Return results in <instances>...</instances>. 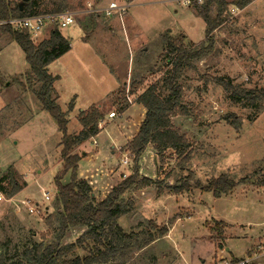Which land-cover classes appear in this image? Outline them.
Masks as SVG:
<instances>
[{
	"label": "rangeland",
	"instance_id": "374dc122",
	"mask_svg": "<svg viewBox=\"0 0 264 264\" xmlns=\"http://www.w3.org/2000/svg\"><path fill=\"white\" fill-rule=\"evenodd\" d=\"M6 1L14 6L23 4V0ZM34 1L38 12L61 9L59 13H71L77 20L75 25L61 30L71 42L72 52L48 68L59 79L55 87L60 93L62 111L68 112L71 135L79 128L77 117L83 110L102 106L100 111L106 116L112 111L119 115L118 109L127 101V93L133 102L147 87L162 82L169 69L162 55L166 37H184L188 48L206 47L203 12L211 22L219 19L212 35L213 50L195 64L196 69L186 71L182 79L184 102L190 115L175 119L174 124L191 142L190 161L181 162L170 151L162 161L150 147L139 165L141 178L151 179L153 184L125 196L134 208L118 224L126 233L131 230L136 235L130 244L127 264H264V106L255 110L236 100L242 90L264 88V0H251L244 7H239L237 1L224 0L227 7L220 17L219 6L206 7V1L187 7L181 0H149L147 6L133 7L128 16L137 25L135 42L128 41L130 36L121 20L112 17L115 35L108 39L95 34L88 46L81 38L85 32L89 35L95 25L94 8L109 7L112 1L121 5L123 0ZM142 1L137 0L134 5ZM86 19L88 24L84 23ZM109 19L101 15L100 20L105 23ZM49 35L50 31L45 32L34 42L39 43ZM146 43L149 55L140 49ZM95 49L100 51L106 68L95 66L92 53ZM82 57L87 59L81 64L75 62ZM29 75L30 67L21 47L0 28V170L14 165L21 176H18L20 183L24 175L30 185L23 198L32 201L33 207L55 211L58 204L54 178L63 169L60 162L63 135L56 120L42 109L35 93L26 88ZM141 79L145 81L142 89L135 90L134 84ZM114 88L115 92L111 90ZM95 95L97 99H90ZM71 103L74 106L69 111ZM139 107L124 111L117 123L106 117L109 126L98 138L97 146L89 141L77 150L81 154L87 148L91 156L81 163L80 175L89 178L98 200L106 198L120 183L122 173L130 174L135 167L132 160L128 167L122 165L126 146L112 150L110 144L103 147L101 142L106 133L122 142L130 138L139 122L140 115L135 113ZM97 151L100 154L96 155ZM38 172L43 176L36 183ZM221 176L239 184L233 194L217 198L213 192L202 190ZM70 180L68 173L63 183ZM171 185H187L190 189L178 196H156L158 187L167 191ZM43 192L52 194L51 201L44 199ZM4 205L5 201L0 202V217L6 213ZM29 215L30 221L37 222L33 228L22 229L14 213L4 220L0 218V257L17 261L27 246L42 240L44 215L40 216L43 220L40 223L38 217ZM216 223L223 225L222 246L215 239ZM164 228L168 235L165 233L148 248L139 250V244ZM82 233H74V241ZM46 237V243L50 242L51 237Z\"/></svg>",
	"mask_w": 264,
	"mask_h": 264
},
{
	"label": "trees",
	"instance_id": "16d2710c",
	"mask_svg": "<svg viewBox=\"0 0 264 264\" xmlns=\"http://www.w3.org/2000/svg\"><path fill=\"white\" fill-rule=\"evenodd\" d=\"M250 1L240 0L236 4L244 7ZM205 3L206 7L217 4L219 17L227 7L224 0H206ZM37 9L38 4L34 0L26 2L22 10L19 5L14 6L9 1L0 0V20L62 12L61 9L51 12H38ZM205 14L203 12L207 25L206 47L191 45L188 48L184 37L165 38V51L162 55L169 67L166 75L162 82L147 87L133 101L141 104L146 110L138 133L126 145V153L130 154V160L135 163V167L102 200L96 199L89 183L78 177V165L83 154H79L77 150L99 134L104 114L95 106L81 112L78 116L81 131L78 134H69L68 112H63L58 104L59 95L55 89L58 77L52 76L48 69L53 62L71 50L70 42L58 29L51 31L47 39L35 43L27 33L12 31L8 27L1 28L4 33L10 34L25 54L30 67L26 88L30 87L35 93L42 109L56 120L63 135L60 155L63 169L54 178L58 208L53 214L45 217L47 232L42 235V240L34 241L27 246L17 261L11 262L5 256L0 257V264H127L132 250L130 244L136 235L134 232L126 233L118 224V220L128 215L134 208L132 201L125 199V196L133 190L141 191L153 184L151 179L141 178L139 165L141 158L152 147L162 161L166 159L165 155L169 151L181 162L190 161L191 142L175 126L174 120L190 115L188 105L184 102L182 85L186 71L196 69L195 64L207 57L214 47L212 35L219 25V19L211 22ZM217 81L224 84L221 79ZM142 84L143 82L134 84V89H139ZM229 87L230 84L227 85V88ZM240 93L242 94H235L239 96L237 102L244 101L255 110L264 106V88L249 92L242 90ZM73 106L74 103H71L69 111ZM129 106L130 103L125 101L118 110L123 112ZM68 173L71 174V180L64 184L63 180ZM238 186L237 182L221 176L206 187H202V190L213 192L215 197L220 198L233 194ZM24 187L25 183H20L12 167L0 175V191L7 198L15 196ZM189 189L187 185H171L167 187V191L158 187L157 194L182 195ZM154 228L158 229L155 226ZM76 230L83 233L76 241L67 243V239ZM214 230L217 234L215 239L219 246H222L224 240L222 223H216ZM166 232L168 233L167 229H161L157 236L139 244L141 245L139 250L148 248ZM47 235L51 237V241L46 243Z\"/></svg>",
	"mask_w": 264,
	"mask_h": 264
},
{
	"label": "crops",
	"instance_id": "0c3cea01",
	"mask_svg": "<svg viewBox=\"0 0 264 264\" xmlns=\"http://www.w3.org/2000/svg\"><path fill=\"white\" fill-rule=\"evenodd\" d=\"M130 1H132V2H130ZM10 2V1H9ZM113 2H115V1H112L111 3H113ZM124 2V3H123ZM123 2H121L120 4L121 5H119V6H126L128 3L127 2H130V6L126 9V11L123 13V18H124V21L121 19V17H120V15H119V13H115L113 16H106L105 14H104V10L107 8L106 6H104V7H98V8H94L95 9V11H94V13L95 14H97V17H95L96 19L94 20V21H92V23L94 22V27H92L91 26V28H90V34L88 35L87 34V32H85V35L84 36H82V38H81V40L84 42L83 44L84 45H86V46H88V45H90L91 44V38L96 34V35H100V36H105L106 38H111V37H113L114 35H115V31L112 29L113 27H114V24H115V22L114 21H112V17H114V18H119L120 20H121V22H122V27H123V29L126 27V29L125 30H127L128 31V35L130 36V38H128V41L131 43V42H135L136 41V38H138V34H137V31H136V27H137V25H136V23H135V21L133 20V19H131V20H133L134 22H130V19H129V17L128 16H130V14H131V10H132V8L133 7H135V6H140V7H142V6H147L148 4H149V0H143L142 1V3H140V4H138V5H134V4H136V3H134V2H137V0H123ZM110 3V4H111ZM116 3V2H115ZM93 12V11H92ZM86 14H87V11L85 12ZM89 14H92L93 16L95 15V14H93V13H91V11H89ZM101 15H103V16H105L106 18H110L108 21H104L105 23H103V22H101ZM77 22V20L75 19V23ZM127 22H128V24H127ZM85 24L87 23L88 24V21H87V19H86V22H84ZM124 24H125V26H124ZM75 25V24H74ZM130 25V26H129ZM86 27V25L84 26V31H87V28H85ZM103 28H105V31H103L102 29ZM124 30V31H125ZM87 34V35H86ZM127 39V38H126ZM147 41H149L148 39H147ZM147 43H149V42H147ZM147 43L146 44H142L141 45V47H140V49L142 50V51H144V55H146V53H147V55H149V48L147 47L148 45H147ZM70 46H71V50L68 52V54L70 53V52H72V50H73V47H72V44H71V42H70ZM108 49H110L111 48V46H109L108 45V47H107ZM94 49V48H93ZM82 51H83V49H82ZM86 52V51H85ZM93 62L95 63V66L96 67H101V68H106L107 66H106V64H105V62L102 60V58H101V54H100V51H98L97 49H95L93 52ZM162 54H163V51H162ZM83 59H87V57H82V58H80V59H76L75 60V62L76 63H79V64H81L82 63V61H83ZM50 73V72H49ZM52 75V74H51ZM53 76V75H52ZM58 82H59V79L57 80V85H58ZM127 82V81H126ZM140 82H145L143 79H141L138 83H140ZM138 83H136V84H138ZM126 84V83H125ZM142 86H143V84H142ZM142 86L139 88V89H136V90H141L142 89ZM55 89H56V87H55ZM116 89L117 88H114V89H111V90H113V92H115L116 91ZM58 93V95H59V101H58V104H59V102H60V93H59V91L57 92ZM141 94V93H140ZM139 94V95H140ZM76 97V96H75ZM95 97H98V95H95L94 97H91L90 99H97V98H95ZM136 105H139L140 107H139V109L137 108V111H135V113L137 114V115H140L139 116V122L137 123V125H136V127H135V131H134V133L132 134V136L130 137V138H126L125 140H124V142H122L121 140H116V139H114V138H112V137H110V135L108 134V133H106V135H107V137L105 138V139H103L102 140V142L101 143H103L104 142V144H103V147H104V145L106 144V145H108V144H110V146H111V149L112 150H115V148H119V147H124V146H126L127 145V143L128 142H130L133 138H134V136L138 133V130H139V128H140V125L142 124V122H143V120H144V118H145V115H146V110H145V108L141 105V104H138V103H135V102H132L131 103V105L128 107V108H126L124 111H126V110H129L130 108H134ZM92 107V106H91ZM91 107H89V108H91ZM100 108H102V106H99ZM87 111V110H86ZM120 112V113H118L119 115H117V117L116 118H113V119H110L109 118V114L110 113H112V112H114L115 113V111H112V112H109L108 113V115L106 116V114L105 113H103L104 114V119H103V123H105V125L103 126V128H101V130H100V132H99V134L96 136V137H94L93 139H91L90 141H93V144H95V143H97L98 144V142H97V140H98V138H102V136H103V134H104V132L106 131V127H108L109 126V123H107L106 121H105V119H106V117L108 118V120H113L114 121V123H117L118 121H116V119H118V116H119V118H122L123 117V115H124V113L125 112ZM82 112H84V110L82 111ZM117 113V112H116ZM79 116V115H78ZM77 121H78V117H77ZM138 121V120H137ZM119 126V125H118ZM78 129L75 131V133L76 134H78L80 131H81V126L79 125V123H78ZM89 142V141H88ZM119 142H120V145H119ZM97 144H95L96 146H97ZM85 145H87V143L86 144H84L83 146H81L82 148H84V146ZM105 147H108V146H105ZM88 152V149L87 148H85L81 153L83 154V157L81 158V160H80V162H79V165H78V177L79 178H81V179H83V180H85V181H87L88 183H89V185L91 186V188H92V190H93V194H94V196L96 197V193H94V189H93V187H92V185H91V183H90V180H89V178L86 176V177H83V176H81L80 175V172H81V166H82V162H85L86 160H89L90 158H91V156L87 153ZM98 154H100V152L99 151H97V153H96V155H98ZM123 154H125V153H123ZM61 162V161H60ZM12 163H15V162H12ZM60 164V163H59ZM10 167H12L13 169H14V171L16 172V174H17V176H19V177H21L20 175H18V172H17V170H16V168L14 167V165H12V164H10V166L8 167V168H6V169H4V170H0V171H2V172H5V171H7ZM42 176H43V173L42 172H38V176H37V179H34V181L36 182V183H38L41 179H42ZM22 177H23V183H25V187L18 193V194H16L15 196H13V197H11V198H6V201H5V209H6V213L2 216V217H0V218H2L3 220L8 216V214L9 213H14L16 216H17V218H18V221L20 222V225L22 226V229H24V228H33V226H35V224H37V222H35L34 220H31L30 221V213L28 214V208L26 207L25 208V206H23V205H21L23 208H25V209H23L22 207H20V206H18L19 204L18 203H20L21 201H23V200H26V198H23V195H24V193L27 191V189L30 187V185H29V183H28V181H26V179H24L25 178V176L24 175H22ZM20 181V180H19ZM68 183V182H67ZM67 183H64V184H67ZM3 195V194H2ZM156 196H159V195H156ZM160 196H162V197H169V196H173L172 194H167V193H165V194H163V195H160ZM178 196V195H177ZM11 199V200H10ZM96 199H98L97 197H96ZM8 200V201H7ZM26 201H29L31 204H33V202L32 201H30V200H26ZM2 202H4V201H2ZM38 205V204H37ZM38 210L40 211V213L39 214H32L33 216H35L36 218L38 217L39 218V222L38 223H40V222H43V220H42V217L40 218V216H43L44 215V217H47L48 215H51V214H53L54 213V210L53 209H51V208H46L45 210H42V209H40L39 207H38ZM1 214V213H0ZM39 215V216H38ZM41 220V221H40ZM1 221V220H0ZM24 227V228H23ZM1 228H2V225H1ZM79 230H76V231H73L72 232V234H71V236H70V238L69 239H67V241L68 240H70V241H68V242H74V233H77ZM47 232V228H46V226H45V224H44V230L41 232V234H44V233H46ZM130 232H131V230H130ZM129 232V233H130ZM169 232V231H168ZM36 235L39 237V233H37L36 232ZM168 235V234H167ZM162 238V237H161ZM161 238H159V239H161ZM158 239V240H159ZM158 240H156V241H158ZM155 241V242H156ZM154 242V243H155ZM153 244V243H152ZM151 244V245H152Z\"/></svg>",
	"mask_w": 264,
	"mask_h": 264
},
{
	"label": "built area",
	"instance_id": "2783aa9c",
	"mask_svg": "<svg viewBox=\"0 0 264 264\" xmlns=\"http://www.w3.org/2000/svg\"><path fill=\"white\" fill-rule=\"evenodd\" d=\"M206 0H181V3L187 7L193 4H201ZM230 1H240V0H230ZM130 4V3H129ZM127 4L126 6H119L117 3L113 2L104 10V14L106 16H113L115 13H119L122 18L123 13L130 6ZM75 24V17L73 14L65 12V13H56V14H46V15H37L32 17H17L8 20H0V28L8 27L12 31L27 33L31 36L33 42L37 39L36 37L42 35L45 32L53 31L55 29L62 30L64 28H68ZM127 101L131 104L132 101L130 99V94L127 93ZM117 114L112 112L109 114V118H116ZM103 122H101L102 124ZM100 124V125H101ZM124 157L122 159V165L124 167H128L130 163V154H123ZM122 178L125 179L127 177V173L121 174ZM43 197L46 201H51L52 194L50 192H43ZM11 200V199H10ZM6 201L4 195L0 194V202ZM8 201V200H7ZM21 205L28 208V212L30 214H39L40 211L38 207H33L29 201L23 200L20 202Z\"/></svg>",
	"mask_w": 264,
	"mask_h": 264
},
{
	"label": "water",
	"instance_id": "95a60500",
	"mask_svg": "<svg viewBox=\"0 0 264 264\" xmlns=\"http://www.w3.org/2000/svg\"><path fill=\"white\" fill-rule=\"evenodd\" d=\"M28 0H23V4H25L26 2H27ZM23 5H19V7H20V10H22L23 9V7H22Z\"/></svg>",
	"mask_w": 264,
	"mask_h": 264
},
{
	"label": "flooded vegetation",
	"instance_id": "af4514ba",
	"mask_svg": "<svg viewBox=\"0 0 264 264\" xmlns=\"http://www.w3.org/2000/svg\"><path fill=\"white\" fill-rule=\"evenodd\" d=\"M21 5H23V4H21Z\"/></svg>",
	"mask_w": 264,
	"mask_h": 264
}]
</instances>
